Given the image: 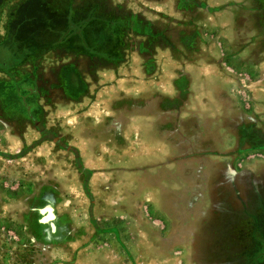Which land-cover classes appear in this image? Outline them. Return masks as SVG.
<instances>
[{
    "label": "flooded vegetation",
    "instance_id": "1",
    "mask_svg": "<svg viewBox=\"0 0 264 264\" xmlns=\"http://www.w3.org/2000/svg\"><path fill=\"white\" fill-rule=\"evenodd\" d=\"M59 3L55 6L45 0L46 19L25 40L15 34V26L26 1L16 0L11 4L14 8L3 12L0 130L23 140L36 129L39 138L20 154L52 141L73 152L79 169L88 174L77 150L64 141V120L57 112L97 98L99 71L113 69V59L128 50L142 53L149 38L154 47L168 49L170 59L177 63L212 64L214 72L224 76L218 77L221 85L205 86L208 98H191L192 111L181 117L175 130L185 146L182 150L177 145L168 147V164L163 169L156 164L145 166L137 173L138 179L143 181L151 167L160 170L152 173L157 178L148 176V186L154 189L156 180L165 184L166 191H161L164 201L168 200L165 211L176 207L174 218L184 215L188 227L199 225L202 240L197 247L203 254L200 260L191 259V264H264V84L230 85L221 80L243 68L251 75H264V0ZM204 32L217 39L220 52L205 44ZM197 64L194 69L200 68ZM186 74L191 79V72ZM227 84L228 89L246 91V103L227 94ZM139 108L145 112L144 106ZM169 168L176 171L173 178ZM209 168L211 180L206 174ZM57 233V226L47 221L45 234Z\"/></svg>",
    "mask_w": 264,
    "mask_h": 264
},
{
    "label": "rangeland",
    "instance_id": "2",
    "mask_svg": "<svg viewBox=\"0 0 264 264\" xmlns=\"http://www.w3.org/2000/svg\"><path fill=\"white\" fill-rule=\"evenodd\" d=\"M25 1L15 26L23 40L46 19L45 0ZM1 2L0 19L16 0ZM204 34L205 44L220 52L217 39ZM141 49L126 51L113 59V69L98 72L97 98L57 112L64 141L77 150L88 174L73 152L52 141L20 154L39 138L36 129L23 140L0 130V152L16 156L0 155V264H191L202 257L199 225L186 229L184 219L165 211L168 200L156 182L154 189L148 186V176L155 179L152 173L160 170L151 167L143 181L137 173L152 164L163 169L171 158L168 147L183 149L175 130L192 111L191 98H208L206 85L220 84L224 75L202 61L194 69L195 63L171 60L152 38ZM221 80L264 84V75L243 68ZM226 88L246 103V91ZM47 221L57 226L56 235L45 234Z\"/></svg>",
    "mask_w": 264,
    "mask_h": 264
},
{
    "label": "bare ground",
    "instance_id": "3",
    "mask_svg": "<svg viewBox=\"0 0 264 264\" xmlns=\"http://www.w3.org/2000/svg\"><path fill=\"white\" fill-rule=\"evenodd\" d=\"M187 164V163H186ZM185 164V165H186ZM186 166H188V165H186ZM174 168H175V166H174ZM183 171H184V169H183ZM176 171H173V169H169V175L171 176L172 175V178H173V174L175 173ZM184 173H185V171H184ZM208 173V177H207V179L208 180H211L212 179V173H213V170H212V168H209V172L207 171L206 172V174ZM185 182H187L188 180H189V177H187V175L186 174H184V176H183V178H182ZM183 180H182V182H183ZM156 182V185H158V188H159V190H160V192L161 191H166V189H165V184H162V182L159 180V181H155ZM166 183V182H165ZM184 185H186V184H184ZM183 185V186H184ZM173 204L175 205V202H173ZM209 206H210V204H209ZM168 209H169V207H168ZM194 210H196V209H194ZM176 207H173L172 209H171V211H170V215L171 216H173V217H175V214H176ZM201 215V214H200ZM200 215H198V216H200ZM179 218L180 219H184V215H182V216H179ZM187 219H184V221H185V228L187 229V227H188V223H187V221H186ZM184 228V229H185ZM185 229V230H186ZM186 232H187V230H186Z\"/></svg>",
    "mask_w": 264,
    "mask_h": 264
},
{
    "label": "crops",
    "instance_id": "4",
    "mask_svg": "<svg viewBox=\"0 0 264 264\" xmlns=\"http://www.w3.org/2000/svg\"><path fill=\"white\" fill-rule=\"evenodd\" d=\"M214 51H215V49H214ZM205 66H203L202 68H204ZM202 71H203V69H202Z\"/></svg>",
    "mask_w": 264,
    "mask_h": 264
}]
</instances>
